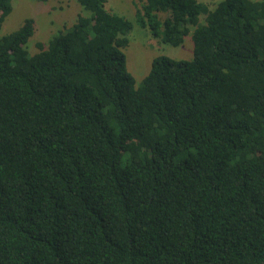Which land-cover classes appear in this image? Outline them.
<instances>
[{
	"label": "trees",
	"instance_id": "1",
	"mask_svg": "<svg viewBox=\"0 0 264 264\" xmlns=\"http://www.w3.org/2000/svg\"><path fill=\"white\" fill-rule=\"evenodd\" d=\"M76 1L34 53L32 17L0 35V264H264V0H132L192 42L138 85L133 21Z\"/></svg>",
	"mask_w": 264,
	"mask_h": 264
},
{
	"label": "rangeland",
	"instance_id": "2",
	"mask_svg": "<svg viewBox=\"0 0 264 264\" xmlns=\"http://www.w3.org/2000/svg\"><path fill=\"white\" fill-rule=\"evenodd\" d=\"M212 7L218 0H202ZM138 6L139 0H133ZM135 4L132 0H107V7L125 15L133 21V28L128 33V45L124 48L126 67L135 79V84L141 82L148 72L152 58L165 54L174 59H189L192 57V42L189 35L174 46L163 43L152 36L147 27L141 28L134 20ZM82 11L76 0H11V11L3 20L0 35L16 30L27 17L34 20L33 34L26 45L30 53L36 52V42L46 44L47 40L66 25L74 21Z\"/></svg>",
	"mask_w": 264,
	"mask_h": 264
}]
</instances>
